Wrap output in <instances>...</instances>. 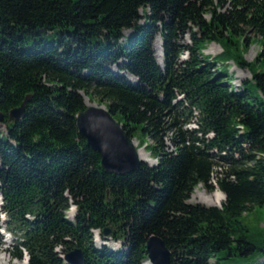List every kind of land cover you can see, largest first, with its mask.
Segmentation results:
<instances>
[{
	"label": "trees",
	"instance_id": "obj_1",
	"mask_svg": "<svg viewBox=\"0 0 264 264\" xmlns=\"http://www.w3.org/2000/svg\"><path fill=\"white\" fill-rule=\"evenodd\" d=\"M211 43L214 57L203 54ZM228 63L251 76L239 89ZM83 96L156 165L103 170L76 127ZM0 113V231L13 237L12 260L67 264L79 249L83 264H143L151 235L169 264L258 250L241 217L264 205V0H0ZM200 184L224 195L220 208L188 202ZM106 229L125 252L93 245Z\"/></svg>",
	"mask_w": 264,
	"mask_h": 264
},
{
	"label": "water",
	"instance_id": "obj_2",
	"mask_svg": "<svg viewBox=\"0 0 264 264\" xmlns=\"http://www.w3.org/2000/svg\"><path fill=\"white\" fill-rule=\"evenodd\" d=\"M84 97V96H83ZM85 109L76 115V127L87 144L96 151L101 158V167L106 172L123 176L136 171L141 162L134 139H131L122 129L108 110L102 105L87 104ZM23 113V105L11 110L8 122H18ZM3 115L0 113V124ZM155 161V160H154ZM152 164L149 166H154ZM109 230L103 231V237H108ZM146 253L149 264H169L170 251L166 248L163 239L151 235L146 241ZM67 264H83L82 251L73 249L64 257Z\"/></svg>",
	"mask_w": 264,
	"mask_h": 264
},
{
	"label": "rangeland",
	"instance_id": "obj_3",
	"mask_svg": "<svg viewBox=\"0 0 264 264\" xmlns=\"http://www.w3.org/2000/svg\"><path fill=\"white\" fill-rule=\"evenodd\" d=\"M205 18L208 19V16H206ZM129 32H130L129 30H125V31H123V35H126ZM127 36L125 37V39L127 38ZM44 37L46 40L52 41V40L57 39V34H55V33L54 34H45ZM250 37L253 38V35H250ZM156 43H157V41L155 39L153 42V44H154L153 50H154L155 58H156V49H155ZM181 43L182 44H190L189 36H185ZM259 50H260L259 45L252 44L250 46L249 50L247 51V53L244 54V59L247 62H251ZM220 52H221V48L219 47V45L216 43H211V44H208L206 46V48L203 51V54L207 55L209 57H214V56L218 55ZM180 59L185 60L186 54H183L180 57ZM215 61L218 64L222 65L223 67L226 66V64L218 58L215 59ZM227 65L229 67L228 72L232 76V82L231 83L233 85H235L238 89H239L242 81H244L246 79H250L251 76L246 69H239V68L235 67L232 63H228ZM112 69L115 70L114 67H112ZM85 100H88V99L85 98ZM90 104H93V103H90ZM94 104H96V103H94ZM2 128H3V126H2ZM134 143H135V146L137 149L144 150V152L148 155L149 159L153 160V158H151L149 153L145 150V145L138 146L137 140H134ZM170 150H172V148H170L168 151H170ZM152 164H153V162L151 161V165ZM154 164H156V162H154ZM148 165H150V164L148 163ZM214 179H215V174H213L211 182L214 186H216ZM218 192L220 193V191L218 189H215L213 191H208L202 184H200L192 192V195L190 196V199L188 200V202L190 204H200V205H204L206 207L214 206V207L220 208L221 204L224 202L225 199L222 201V203L220 205L216 206L215 205L216 200H215L214 195H216ZM66 215H67V218L69 220L72 219L71 210L68 211L66 213ZM1 218H2V220H4L3 215H1ZM241 221H242V224L245 228V229H243V234H244L246 240L250 244L257 247L258 250L244 249L242 254L237 250L231 251L230 256L225 255V254L220 255L218 257L219 258L218 263L219 264H264V252L262 251V250H264V205L255 206L252 211L248 212L246 215H243L241 217ZM1 233L4 235H3V244L0 246V257H5L8 264H25L26 257H24V260H22V261H17V260L11 259V253L14 251V248L12 247L13 237L8 235L7 233H4L3 230H1ZM92 235H93V245L96 248H101V247L105 246V248L108 249L109 251L119 250V251L125 252L127 250V247L124 246L123 243L116 242V241L110 239L109 237L104 238L97 231L93 232ZM56 251L59 252L60 250L57 249ZM227 253H228V251H227ZM147 263H149V262H145L143 264H147Z\"/></svg>",
	"mask_w": 264,
	"mask_h": 264
},
{
	"label": "bare ground",
	"instance_id": "obj_4",
	"mask_svg": "<svg viewBox=\"0 0 264 264\" xmlns=\"http://www.w3.org/2000/svg\"><path fill=\"white\" fill-rule=\"evenodd\" d=\"M156 41H157V43L155 45V49H156V59H157V62H159L160 65H162V57H163V52H162V49H161V47H162V41H161V39L159 37H158V39ZM130 79H132V78H130ZM85 101H86L87 104H90L88 102V100H85ZM194 116H196V112L194 113ZM195 127L196 126L194 124H190V128H195ZM212 137H213L212 134L209 135V136H207V138H212ZM138 155H139V159L140 160H143V161L149 163L150 165H151V161L153 162V164H154V162L157 163L156 160L153 161V160L149 159L148 155L144 152V150H138ZM214 196H215V200H216V204H215L216 206L217 205H220L222 203V201L225 199L224 195L221 192L220 193L218 192ZM73 212H74V208H72L71 214ZM0 264H8V262L6 261V258L5 257H0ZM147 264H149V263H147Z\"/></svg>",
	"mask_w": 264,
	"mask_h": 264
}]
</instances>
